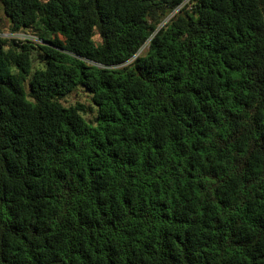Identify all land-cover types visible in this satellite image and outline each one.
Returning a JSON list of instances; mask_svg holds the SVG:
<instances>
[{
    "label": "trees",
    "instance_id": "obj_1",
    "mask_svg": "<svg viewBox=\"0 0 264 264\" xmlns=\"http://www.w3.org/2000/svg\"><path fill=\"white\" fill-rule=\"evenodd\" d=\"M0 8V264H264V0Z\"/></svg>",
    "mask_w": 264,
    "mask_h": 264
},
{
    "label": "built area",
    "instance_id": "obj_2",
    "mask_svg": "<svg viewBox=\"0 0 264 264\" xmlns=\"http://www.w3.org/2000/svg\"><path fill=\"white\" fill-rule=\"evenodd\" d=\"M0 37H4L10 41H14L16 43H23L26 40H30L33 42H41V40L32 33L29 32H10V33H1Z\"/></svg>",
    "mask_w": 264,
    "mask_h": 264
},
{
    "label": "rangeland",
    "instance_id": "obj_3",
    "mask_svg": "<svg viewBox=\"0 0 264 264\" xmlns=\"http://www.w3.org/2000/svg\"><path fill=\"white\" fill-rule=\"evenodd\" d=\"M0 13H1V8H0ZM145 48H146V46L144 45V46L139 50V53H144ZM76 96H77V94H74V93H72V95H71V97L74 98V99L78 98V97H76ZM76 100H81V101H82V98H78V99H76ZM83 102H84V98H83Z\"/></svg>",
    "mask_w": 264,
    "mask_h": 264
}]
</instances>
